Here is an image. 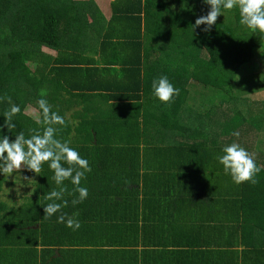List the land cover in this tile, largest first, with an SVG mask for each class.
Wrapping results in <instances>:
<instances>
[{"label": "trees", "instance_id": "16d2710c", "mask_svg": "<svg viewBox=\"0 0 264 264\" xmlns=\"http://www.w3.org/2000/svg\"><path fill=\"white\" fill-rule=\"evenodd\" d=\"M109 8L107 18L93 0H0V192L9 159L40 175L14 208L0 194V264H24L5 256L33 235L39 209L66 216L62 203L130 194L126 185L145 177L140 151L165 158L152 166L176 168L165 179L189 196L224 188L213 199L227 198L229 221L243 209L242 237L251 232L254 247L264 221H250L247 205L264 192V151L253 149L264 101L240 97L237 86L264 48V0H111ZM189 83L221 97L194 109ZM31 100L36 118L25 112ZM142 101L158 111H141Z\"/></svg>", "mask_w": 264, "mask_h": 264}, {"label": "crops", "instance_id": "0c3cea01", "mask_svg": "<svg viewBox=\"0 0 264 264\" xmlns=\"http://www.w3.org/2000/svg\"><path fill=\"white\" fill-rule=\"evenodd\" d=\"M107 12L102 11L108 18ZM133 104L141 107L139 101ZM144 107L150 114L158 111L151 102H145L141 111ZM261 128L253 135L255 141L257 133L264 134ZM258 145L264 146V142ZM161 160L165 158L140 151L142 168L137 171L145 177L139 178L138 185H126L130 194L111 195L112 202L101 195L79 205L62 203L60 209L66 210V216L47 205L39 209L38 221L45 219V229L40 222L31 226L33 235L11 247L5 258L24 264H213L214 260L217 264H264V232L253 230L254 247H247L252 238L251 232L242 237L243 209H237L238 221H229L225 216L227 203L222 202L227 198L213 199V192L224 193V188L214 185L210 198L189 196L184 183L179 184L175 177L165 179L167 173L177 174L176 168L167 171L163 163H148ZM93 186L94 190L102 188L97 182ZM248 207L253 210L250 221H264V192L257 204Z\"/></svg>", "mask_w": 264, "mask_h": 264}, {"label": "rangeland", "instance_id": "374dc122", "mask_svg": "<svg viewBox=\"0 0 264 264\" xmlns=\"http://www.w3.org/2000/svg\"><path fill=\"white\" fill-rule=\"evenodd\" d=\"M93 1L98 7L100 6V10L109 12L110 8H108V4L110 0ZM43 51L48 54H54L47 49H43ZM255 54V59L252 61L253 63H255L253 64L252 62H249L252 65H250L249 63L245 64L246 67L238 76V81L240 84H238L237 87L240 88L238 89L240 97L249 99L256 98L259 101H264V48L255 51ZM30 66L31 69H33L32 65ZM250 75H253L254 79L250 82H245L246 80H249ZM188 85H190L191 88H189V94L187 95L186 100L194 109L200 111L204 110L208 106H210V102L214 100L217 101V99L221 97V94L216 95L212 88H202L201 85L195 83H189ZM25 112L32 118H36L38 116L37 101L31 100L28 103ZM260 132H264L263 127L261 128ZM257 135L258 138L256 141H258V143L264 142V134L257 133ZM257 147L264 151V146L257 145ZM254 148H256V146H254L253 149ZM7 171L3 176L5 178V181L0 192L1 196L3 197L1 203L3 202L4 205L6 204L8 207L14 208L15 206L22 204L24 198L30 197L29 195H33L36 181L37 179L40 180V175L30 174L29 172L24 171L21 162L15 159H9ZM1 176L2 175H0V177Z\"/></svg>", "mask_w": 264, "mask_h": 264}]
</instances>
